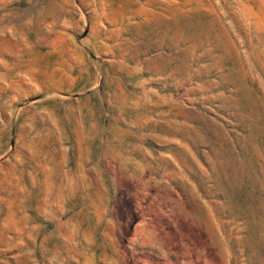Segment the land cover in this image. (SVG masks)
Returning <instances> with one entry per match:
<instances>
[{"label":"rangeland","instance_id":"374dc122","mask_svg":"<svg viewBox=\"0 0 264 264\" xmlns=\"http://www.w3.org/2000/svg\"><path fill=\"white\" fill-rule=\"evenodd\" d=\"M0 264H264V0H0Z\"/></svg>","mask_w":264,"mask_h":264}]
</instances>
